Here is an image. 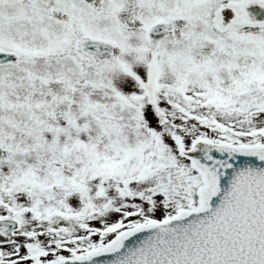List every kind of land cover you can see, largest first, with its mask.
<instances>
[{
  "label": "snow or ice",
  "instance_id": "1",
  "mask_svg": "<svg viewBox=\"0 0 264 264\" xmlns=\"http://www.w3.org/2000/svg\"><path fill=\"white\" fill-rule=\"evenodd\" d=\"M0 264H264V0H0Z\"/></svg>",
  "mask_w": 264,
  "mask_h": 264
}]
</instances>
